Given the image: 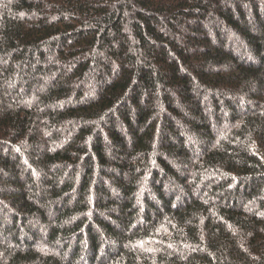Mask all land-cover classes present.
<instances>
[{"label":"trees","instance_id":"trees-1","mask_svg":"<svg viewBox=\"0 0 264 264\" xmlns=\"http://www.w3.org/2000/svg\"><path fill=\"white\" fill-rule=\"evenodd\" d=\"M0 264H264V0H0Z\"/></svg>","mask_w":264,"mask_h":264}]
</instances>
